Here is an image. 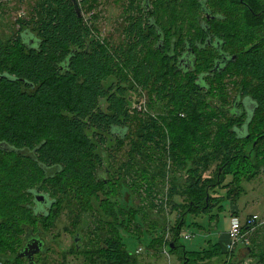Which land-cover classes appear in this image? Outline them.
<instances>
[{
	"label": "trees",
	"instance_id": "obj_1",
	"mask_svg": "<svg viewBox=\"0 0 264 264\" xmlns=\"http://www.w3.org/2000/svg\"><path fill=\"white\" fill-rule=\"evenodd\" d=\"M119 1L125 11L116 46L96 25V0H79L81 16L72 0H39L16 34L0 36V264H29L19 256L28 237L53 233L63 218L68 231L66 215L76 234L74 247L61 254L140 264L139 254L124 247L123 229L142 232L148 215L122 205L125 184L155 192L174 180L173 162L175 177L186 171L188 198L173 205L183 210L172 227V250L187 214L222 211V200L237 201L245 180L264 172V0ZM225 55L230 60L217 67ZM231 83L255 102L252 115L235 106ZM139 90L170 98L174 114H132L127 94ZM126 140L128 159L119 160ZM157 152L158 163L151 160ZM213 166L215 175L206 176ZM176 179L167 196L182 195ZM42 191L51 204L44 210L36 207ZM261 231L264 225H244L249 243L230 255L216 245L190 254L222 253V264L249 257L264 263ZM82 233L84 245L75 241L85 240ZM45 255L37 254L36 264H48ZM66 257L58 264H70Z\"/></svg>",
	"mask_w": 264,
	"mask_h": 264
},
{
	"label": "rangeland",
	"instance_id": "obj_2",
	"mask_svg": "<svg viewBox=\"0 0 264 264\" xmlns=\"http://www.w3.org/2000/svg\"><path fill=\"white\" fill-rule=\"evenodd\" d=\"M37 2H39V0H0V36L3 38H9L13 36V34H16V31L19 28V23L17 22L19 21V19L28 18L33 7L36 5ZM96 5L97 7L95 9L98 14L96 25L100 29L102 36L107 40V43H110L114 46L120 44L122 42L123 36V14L125 11L123 9L122 3L119 0H96ZM20 13H23L25 16L23 18L20 17ZM229 85V90L227 91L229 92L230 98H234L235 100L236 96L238 95V87L235 86L234 83H231ZM127 98L130 102V112L132 114H136L144 118L153 116L159 117L160 120L166 117L168 119V116L172 115V112L170 111H173V114L175 111V109H173L172 104L170 103V98L156 100L157 97H155V95L149 90L142 92H140V90L138 92L129 91V93L127 94ZM169 120L171 119L169 118ZM138 122L139 120L135 119L131 124L133 128L131 135L133 136H136L135 132L139 130V126L136 125ZM126 143L121 146L122 150L117 152V158L119 160L128 159L127 152L130 148V143ZM239 147L242 146L239 145ZM157 154L158 155L155 154L151 157V160L155 161L156 163H158L159 155H162V153L157 152ZM112 160L110 158L109 162L113 163ZM172 162L170 165L171 167ZM214 167L215 166H213L212 169L206 173V176H209V174L213 176L215 175V172H213ZM152 169L156 172L159 170V167L155 165L152 167ZM173 169L174 173H172V176H174V180H171V182H175V178H177L176 180H178V189L180 192H182V195L175 196L174 194L173 196H167V188H170L171 182L170 184L168 183L165 187L164 185L160 184V187L157 188L155 192H151L150 190H148L145 185L141 190L133 192V190H131L132 188L130 187V184L124 185L122 189L123 195L121 193V196H123V201H125L124 199L126 198L127 193H130L131 196H129L128 202L126 200L127 203L122 201V205L124 207L130 205L131 207L140 209L141 214L147 213L146 215H148L147 217L143 216L144 219L147 218V224L145 226L143 224L144 228L142 232H139L140 228H137L135 226V230L133 226H129V228L127 226L125 229H123L125 230L123 231L124 234L128 232L126 236L124 235L126 237V239L123 240L126 244L124 247L134 254H136V251L138 249H142V252L138 255L140 259V264H222V262L225 261V256L223 257L222 253L220 254L215 252L213 254L216 255L210 257H202L201 255L191 254L183 256L184 249L190 251L198 247L199 249L201 247L207 248L210 246L209 240H213L214 242L218 240V235L220 234L222 227L224 225L226 227L228 223L224 215L227 214V212L224 211V209L222 211H218V207H215L212 210L210 209L209 213L199 214L200 218H198V215L193 213L187 214V223L181 229V234L183 232H186L191 235L192 238L187 240L184 237L179 236L177 240L179 245L178 248L171 250L167 247H164L165 245H167L166 240H168V242H172L175 238V233L172 227L175 226V224L177 223V218L180 214V211L179 209L178 211L174 210V202H185V197H187V192H184L185 178L187 176L186 171L182 173L183 176H180L179 179L178 177H175L177 175L174 162ZM111 170L112 172H115L112 167ZM114 177L117 178V175ZM126 179L128 180V177H126ZM229 179H231V176H229ZM119 180L126 182V180L124 179H118V181ZM245 181L246 182L242 187L244 193L240 195L237 201L235 202L241 208L242 214H238L237 212L232 214V216H238V220L242 223H245L248 216L252 214H258V216L264 218V172L259 173L252 180ZM146 182L147 181H145L143 184H146ZM117 190L118 192H120L119 188H117ZM38 193L44 194L43 192ZM102 196L103 194H100L101 198ZM222 196L226 197V192L222 193ZM153 202L161 206L162 209H160V211L163 210L161 214L159 213V209H151V204ZM222 202L224 207L226 204V210H230L229 208L232 205V201L230 199H225L222 200ZM36 204V207L39 209H48L46 205L41 206L37 202ZM96 207V211L101 212L97 205ZM148 211H150V214H148ZM101 213L103 214V212ZM212 215H214V217ZM235 216H233V218H235ZM83 218H86V215H84ZM66 219L67 224L69 226V232L64 228L63 222L65 221V219L63 218L61 221V225H59L61 226L59 229L55 230L53 233L51 230L50 233L44 234L46 237V246L49 247V253L48 251L44 253L47 254L45 256L48 257V264H58L62 262L64 256H67L66 260L68 259L70 264H107L105 259L102 258L103 255H97L95 261L90 262L88 259H85L83 253H76L73 252V250L71 253L68 252L67 255L61 254L62 249H67V251H70L71 248L74 247V236L76 234V229L71 228L73 224L72 220H68L67 215ZM236 220L237 219H234L233 221ZM195 222L204 225V228L201 229L199 225L195 224ZM152 225H156L157 230H153L154 226ZM82 234L85 238L84 233ZM141 234L142 236H140ZM160 236L162 237V240L166 241L165 245L164 242L159 241L158 244L154 242L156 245L152 246V238H158ZM248 239L249 238L247 235L246 240ZM259 239L264 240L263 231H261ZM86 242V238L85 240L80 241L82 245L86 244ZM241 243H243V241ZM245 250L246 249L242 250L244 254ZM99 253L103 254V252ZM250 258L252 257H249L248 259ZM240 259H244L243 256Z\"/></svg>",
	"mask_w": 264,
	"mask_h": 264
},
{
	"label": "built area",
	"instance_id": "obj_3",
	"mask_svg": "<svg viewBox=\"0 0 264 264\" xmlns=\"http://www.w3.org/2000/svg\"><path fill=\"white\" fill-rule=\"evenodd\" d=\"M23 15H24L23 13H20V17ZM244 225L250 226L252 230H255L257 226L264 225V218H261V216H258V214H252L250 215V217L246 219L245 223H242L238 219L236 221H233L228 231V243L223 245V250L225 251L224 252L225 254L230 255L232 252L234 251L236 252L240 247H244L245 243H249V240H246L247 235L242 234V228ZM179 236H182L187 240L192 238L191 235H189L186 232H183L182 234L180 233ZM241 240L243 241V243H241L242 242ZM166 241H164V245H165V242L167 245H165L164 247H167L170 249L169 244L171 242H168V240ZM141 252H142V249H138L136 251L137 254H140ZM228 264H254V261L252 260V258L250 259L247 258L239 263H230L229 261Z\"/></svg>",
	"mask_w": 264,
	"mask_h": 264
},
{
	"label": "water",
	"instance_id": "obj_4",
	"mask_svg": "<svg viewBox=\"0 0 264 264\" xmlns=\"http://www.w3.org/2000/svg\"><path fill=\"white\" fill-rule=\"evenodd\" d=\"M75 4V8L79 14V16H81V9L79 6V0H72ZM243 1V0H241ZM236 57H233L232 59H235ZM225 62H218L217 63V67H219L221 64H223ZM245 106L248 109V114L252 115L254 113L256 104L253 101L252 98L248 97V99L245 102ZM103 177H106L105 175H103ZM36 201L38 204L42 205H48V207L51 206L50 201H49V197L45 194H41L38 193L36 194ZM29 241L27 242V244L24 246V248L19 252V256L21 258H27L29 260V264H36L35 260H36V255L39 252H43L42 254L46 253L49 250V247H43V245L45 244V242H43L41 239L39 238H34V239H28ZM76 242H80V238L78 236H76L75 238ZM174 247V243H172V248ZM186 264V263H185Z\"/></svg>",
	"mask_w": 264,
	"mask_h": 264
},
{
	"label": "crops",
	"instance_id": "obj_5",
	"mask_svg": "<svg viewBox=\"0 0 264 264\" xmlns=\"http://www.w3.org/2000/svg\"><path fill=\"white\" fill-rule=\"evenodd\" d=\"M231 201H232V205H231L230 208H229L230 210H226V204H225L224 211H226L227 214H224V215H225V219L228 221V223H227V226H226V227H225V225L222 227V230H221L220 234L218 235V240L215 241V242H214L213 240H209V242H210V246L207 247V248H203V247H201V248L199 249V247H198V248L193 249V250H190V251L184 249V252H185V253L188 252L189 254H190V253H193V254H194L195 252H197V253H199V252H203V251H206V250H209V249L213 248V246L216 245L217 248H221L220 251L223 252V254H224L225 251L223 250V245H225V244L228 243V230H229V228H230L231 222H232L234 219H239L238 216H235V215H233V216H235V218H233L232 214L235 213V212H237L238 214H239V213L242 214L241 208L239 207L238 204L235 203L236 201H233V200H231ZM182 210H183V209H179L180 212H182ZM175 211H178V209H175ZM179 215H180V214H179ZM186 217H187V215H186ZM178 218H179V216H178ZM178 218H177V219H178ZM198 218H200L199 215H198ZM210 219H211V218H210ZM210 219H209V220H210ZM218 223H219V222H218ZM195 224L199 225L201 229L204 228V225H202V224H200V223H198V222H195ZM175 225H176V224H175ZM177 240H178V239H177ZM154 250H155V248H154ZM185 253L183 254V256L188 255V254H185ZM242 256H244V255H241V258H242ZM243 258H244V257H243ZM207 263H210V262H207Z\"/></svg>",
	"mask_w": 264,
	"mask_h": 264
},
{
	"label": "flooded vegetation",
	"instance_id": "obj_6",
	"mask_svg": "<svg viewBox=\"0 0 264 264\" xmlns=\"http://www.w3.org/2000/svg\"><path fill=\"white\" fill-rule=\"evenodd\" d=\"M241 2H243V1H241ZM220 45H221V43H219ZM218 44V45H219ZM230 60V57L228 56V55H225L224 57H223V59L222 60H220V61H218V62H227V61H229ZM217 62V63H218ZM248 99V97H244V96H242L241 95V93H239V95L238 96H236V98H235V100H234V104H235V106H240V108L238 109V110H240V111H247L248 112V109H247V107L245 106V102H246V100ZM237 112V111H236ZM43 192V191H42ZM44 193V192H43ZM34 238H39V239H41L43 242H45V244L43 245V247H42V249L44 248V247H47L46 246V237L44 236V234L41 232V231H37V232H33L29 237H28V239H34ZM43 252L41 251V252H39V253H37V254H42Z\"/></svg>",
	"mask_w": 264,
	"mask_h": 264
},
{
	"label": "bare ground",
	"instance_id": "obj_7",
	"mask_svg": "<svg viewBox=\"0 0 264 264\" xmlns=\"http://www.w3.org/2000/svg\"><path fill=\"white\" fill-rule=\"evenodd\" d=\"M2 104V103H1ZM2 109V108H1ZM180 134V133H179Z\"/></svg>",
	"mask_w": 264,
	"mask_h": 264
}]
</instances>
